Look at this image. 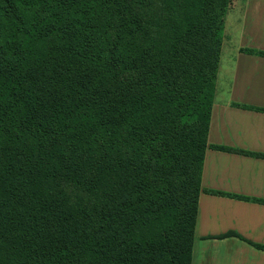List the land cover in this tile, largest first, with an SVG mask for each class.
<instances>
[{
    "label": "trees",
    "instance_id": "obj_1",
    "mask_svg": "<svg viewBox=\"0 0 264 264\" xmlns=\"http://www.w3.org/2000/svg\"><path fill=\"white\" fill-rule=\"evenodd\" d=\"M231 2L0 0V264H191Z\"/></svg>",
    "mask_w": 264,
    "mask_h": 264
},
{
    "label": "crops",
    "instance_id": "obj_2",
    "mask_svg": "<svg viewBox=\"0 0 264 264\" xmlns=\"http://www.w3.org/2000/svg\"><path fill=\"white\" fill-rule=\"evenodd\" d=\"M257 53H264V0H232L225 18L191 264H264V250L256 247H264V56Z\"/></svg>",
    "mask_w": 264,
    "mask_h": 264
},
{
    "label": "rangeland",
    "instance_id": "obj_3",
    "mask_svg": "<svg viewBox=\"0 0 264 264\" xmlns=\"http://www.w3.org/2000/svg\"><path fill=\"white\" fill-rule=\"evenodd\" d=\"M232 1V0H231ZM242 1V0H241ZM225 26V25H224ZM222 45H223V43H222ZM215 84H216V82H215Z\"/></svg>",
    "mask_w": 264,
    "mask_h": 264
}]
</instances>
